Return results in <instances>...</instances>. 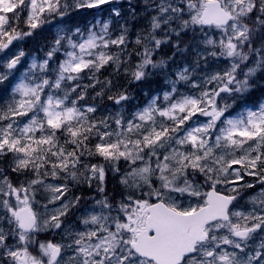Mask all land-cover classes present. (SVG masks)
<instances>
[{"label":"snow or ice","instance_id":"1","mask_svg":"<svg viewBox=\"0 0 264 264\" xmlns=\"http://www.w3.org/2000/svg\"><path fill=\"white\" fill-rule=\"evenodd\" d=\"M144 3L0 0V264H264V0Z\"/></svg>","mask_w":264,"mask_h":264},{"label":"trees","instance_id":"2","mask_svg":"<svg viewBox=\"0 0 264 264\" xmlns=\"http://www.w3.org/2000/svg\"><path fill=\"white\" fill-rule=\"evenodd\" d=\"M127 19H128L129 33H130V42H134L136 39V33H138L137 28L140 24L132 16H128ZM125 87H128L126 83H125Z\"/></svg>","mask_w":264,"mask_h":264},{"label":"rangeland","instance_id":"3","mask_svg":"<svg viewBox=\"0 0 264 264\" xmlns=\"http://www.w3.org/2000/svg\"><path fill=\"white\" fill-rule=\"evenodd\" d=\"M121 3L124 5V7H125V5L126 4H128V0H121ZM141 16H145V12L144 11H140V13H139ZM98 19H99V17H97ZM89 23H92V21H91V19H89ZM166 70H168V69H166ZM171 71H172V69H171ZM164 78V77H163ZM163 84H164V82H163ZM165 85V84H164ZM242 203H243V201H242Z\"/></svg>","mask_w":264,"mask_h":264}]
</instances>
